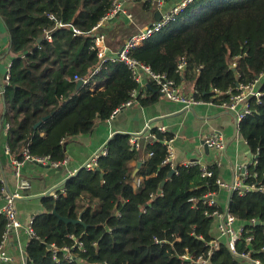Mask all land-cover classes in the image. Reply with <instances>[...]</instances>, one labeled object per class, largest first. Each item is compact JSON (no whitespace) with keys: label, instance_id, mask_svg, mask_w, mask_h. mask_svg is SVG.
Listing matches in <instances>:
<instances>
[{"label":"trees","instance_id":"16d2710c","mask_svg":"<svg viewBox=\"0 0 264 264\" xmlns=\"http://www.w3.org/2000/svg\"><path fill=\"white\" fill-rule=\"evenodd\" d=\"M114 1L0 0V19L9 34L0 57L14 55L0 122L10 124L7 145L17 158L22 159L28 148L33 157L64 162L62 141L90 133L138 87L132 69L120 59L103 62L100 72L83 82L100 62L94 29ZM144 3L152 6L151 1ZM58 21L68 25L59 27ZM71 25L81 33L74 34ZM48 31L52 41L45 38ZM130 56L178 82L195 81L196 96L209 100L214 88L225 92L236 85L238 69L246 81L264 75V0H195L176 22L132 48ZM235 59L236 70L231 66ZM180 62H186L184 74L177 70ZM150 80L147 95L140 98L142 105L158 98V86ZM259 87L264 92V79ZM221 98L229 96L223 93ZM252 108L239 128L256 154L250 170L258 176L250 181L264 184V95L259 102L252 99ZM129 137L114 134L104 145L108 154L99 158L95 169H79L56 198L45 197L46 212L34 218L35 237L27 244L25 264H186L179 257L185 247L206 253L215 234V221L206 211L213 208L202 201L193 207L190 199L219 190V168L213 166V175L204 177L197 165H179L169 177L171 166L163 162L167 149L158 142L139 169L143 180L136 189L131 181L138 154L130 150ZM3 188L0 180V200ZM228 208L245 225L244 236L253 235V256L264 262V192L233 193ZM54 209L62 216H81L83 222L65 223ZM7 221L0 213V244ZM76 240L83 247L73 249L72 262L54 260L51 244L70 246ZM244 247V242L239 244L241 250ZM0 264L17 263L0 260ZM210 264L246 263L221 240Z\"/></svg>","mask_w":264,"mask_h":264},{"label":"crops","instance_id":"0c3cea01","mask_svg":"<svg viewBox=\"0 0 264 264\" xmlns=\"http://www.w3.org/2000/svg\"><path fill=\"white\" fill-rule=\"evenodd\" d=\"M145 1L119 0L122 10L116 15L100 21L94 32L95 34L104 33L106 35L108 56L119 52L130 35L139 32L157 18H161L174 4L181 0H165L163 5L152 2L150 8L145 6ZM185 19L183 18V20ZM8 43L9 34L0 19V52L7 49ZM13 59L12 52L0 57V119L5 112L2 95L4 86L9 82L6 77L9 68L10 78ZM150 81V78L143 74V84L136 88L139 94L132 105L122 108L116 115L113 116L112 114L107 120H99L90 133L65 138L62 143L67 159L57 165L49 162L41 163L26 160L21 167L20 174L17 175L15 161L20 159L15 153L7 151L8 131L5 130L4 123L0 122V180L4 182L8 192L19 194L15 207L22 224L20 229L10 235L7 245L4 246L6 253L11 256L12 262L24 264L27 244L31 238L25 233V229L31 218L46 212L43 203L45 197L51 196L50 193L54 190L63 191V184L68 177L74 174L76 170L81 169L116 133L130 134V140L134 133L142 132L140 141L143 149L140 151L133 150L130 146V150L136 151L138 154V161L132 172L134 175V180L131 181L133 186H137V184L140 186L143 177L138 175L139 169L151 157L149 152L153 151L152 146L158 142L165 145L167 149V141H170L172 146L171 158L175 165L187 160H199L213 166L216 165L219 168V178L226 182H232L238 167L246 163L252 164L255 156L241 130H238L234 113L222 106L223 102L228 99L223 100L221 95H217L212 98L213 102L205 101L204 103H197L191 108H184L181 103L172 101L159 92L156 101L142 105L140 98L147 95ZM177 83L182 85L186 94L196 92L195 81L183 79ZM160 127H164L166 132L163 133ZM216 132L222 136L224 148L216 149L208 147L204 143L206 136ZM154 135L157 139L151 142ZM42 136H46V133L43 132ZM139 163L140 165H138ZM169 177L171 176L169 175ZM135 179H138V182H135ZM22 181H28L30 187L21 189ZM134 188L137 189L138 187ZM227 195L226 190L219 193L222 207H225ZM3 202L2 197L0 204ZM191 202L193 204V201ZM213 230L214 236L217 235L218 230L215 222ZM177 240L180 239L177 238ZM186 248L188 247H185L184 251Z\"/></svg>","mask_w":264,"mask_h":264},{"label":"built area","instance_id":"2783aa9c","mask_svg":"<svg viewBox=\"0 0 264 264\" xmlns=\"http://www.w3.org/2000/svg\"><path fill=\"white\" fill-rule=\"evenodd\" d=\"M149 1L155 2L158 5H163L165 2V0H149ZM194 1L195 0H181L177 2L159 20L153 21L151 24L147 25L139 32L130 35L125 41L121 50L110 56L107 55L108 47L106 45V35L104 33H97L94 37V46L97 48L100 62L91 70V72L86 78H83V82H89L91 79H93L100 72L103 62L107 60H113V61L118 59L125 60L126 63L129 65V67L132 69L134 78L139 83V85L143 84L142 77L143 74H145L147 77L155 81L160 93H162L163 95L166 96V98L172 101L181 103L184 108H191L193 105L197 103H204L205 101L213 102L212 98H215L217 95H221L223 93L229 95L230 98L227 101H224L222 106L225 107V109H228L234 113L238 130H240L239 127L241 122L253 112L252 99H255L257 102H259L260 98L264 95V92H261L260 91L261 89L259 87V84H261L264 79V75L258 76L253 81H246L245 75L238 69L237 70L238 81L236 82V85L233 88H229L225 90V92H223L218 88H214L213 90L214 95L212 96L211 99L206 100L201 97L198 98L196 96L197 91L191 94H186L185 90H183L182 88V85L178 84L177 81L174 78L170 77L167 73L155 72L151 69L149 65L144 64L130 56V51L132 50V48L138 45H142L152 35H154L157 32H160L161 30H163V28H165L169 24L176 22L179 16L181 15V13L183 12V10ZM121 10H122L121 3L119 2V0H115L114 7L104 18L106 19L111 16H114ZM67 25L68 24L66 23L58 21L59 27H64ZM71 28L74 34L81 33V31L78 28L74 27L73 25H71ZM45 38L49 41H52L53 36L51 31L46 32ZM231 66L234 70H236V68L238 67V63L236 59L233 60ZM185 68H186V62H180L177 70L181 72ZM6 78L9 79V68ZM138 94L139 92L136 89H134L131 92V97L121 106H119L114 110L113 116L116 115L122 108L132 105L133 101L138 96ZM4 128L6 131H8L10 128V124L5 123ZM160 130L163 133L166 132V129L164 127H160ZM141 135L142 132H139V133H134L131 136L130 146L133 150L140 151L143 149L142 143L140 141ZM156 139L157 137L154 135L153 139H151V142H154V140ZM167 142H168L167 144L168 155L163 161L165 164H169L175 170H177L179 165H185V166L197 165L200 167L202 176L209 177L213 175L214 173V170L212 168L213 165L200 162L199 160H187L179 165H175L172 162V158H171L172 146L170 144V141ZM204 143L208 147H213L216 149H221L225 147L222 136L217 132L206 136V138L204 139ZM7 151H9L8 146H7ZM153 152L154 151L149 152L150 156L153 155ZM107 154H108L107 148L103 146L90 158L88 162H86V164L83 167L88 170L95 169L99 164V158L101 156H106ZM254 156L255 159L253 160L251 165H254L257 162L256 154H254ZM26 160L38 161L41 163L49 162L50 164L53 165L58 164L55 162L51 163L48 157H43V158L33 157L32 155H30L29 149L25 148L23 150V158L15 161L17 175L20 174L21 167L23 166ZM251 165L246 163L238 167L232 182H226L218 177L217 178V184L219 186L218 191L208 193L200 198H196V197L191 198V201H193V206H197L199 202L202 201L203 203H206L213 208L212 211H206V214L214 219L218 230V234L215 235L214 238L207 243V245H209V249L204 254L192 253L188 248H186L184 253L179 255L182 262L186 264H210L212 254L219 249L221 240H224L226 241L232 253L238 258H240L242 261H244L246 264H264V262L260 258L253 256V252H254L252 245L253 235L244 236L245 225L242 224L241 222L239 223L237 217L234 214H232L228 208L229 201L232 198L233 193L246 195L248 194V192L251 191L264 192L263 183H260L258 181H254V182L250 181L252 177L258 176L257 173L251 172L250 170ZM138 186L139 184L133 187H138ZM29 187L30 184L28 181H22L21 189L23 188L26 189ZM224 190L227 191L228 195L225 198V207H222L219 200V193L223 192ZM50 195L56 198L58 196V193L57 191L54 190L52 193H50ZM18 196L19 194L17 192H8L4 186L3 188L4 202L0 204V213L5 214L8 221L3 234L4 240L2 244H0V260L2 262L12 261L11 256H9L6 253L4 246L7 245L10 235L14 231L22 227V224L17 216V211L15 207V202ZM254 222L256 221L254 220ZM33 223H34V218H31L29 220V224L25 229V233L30 237H35V232L32 226ZM242 242L245 243V247L241 250L239 248V244ZM156 243L163 245L164 241L156 240ZM75 247L82 248L83 242L81 240H76L75 244L70 246L69 245L58 246L55 243L50 245V248L52 249L53 258L57 262L61 260L72 262L74 260L73 249Z\"/></svg>","mask_w":264,"mask_h":264},{"label":"water","instance_id":"95a60500","mask_svg":"<svg viewBox=\"0 0 264 264\" xmlns=\"http://www.w3.org/2000/svg\"><path fill=\"white\" fill-rule=\"evenodd\" d=\"M159 19H160V18H157V20H159ZM41 39H42V38H41ZM41 39H40V40H41ZM81 84H82V81H79V82H78V86H80ZM48 118H49V116H46V117L44 118V120H45V119H48ZM40 123H41V122H38V123L36 124L35 127H38V125H39ZM138 165H140V163H139ZM82 168H83V167H82ZM82 168H81V169H82ZM77 171H78V170H77ZM174 173H175V169H172V170L170 171L169 175L172 176ZM53 213L56 214V215L58 216L59 220H62V221H64L65 223H73V224H77V223H82V222H83L81 216H79L77 219H75V218H70V217H67V216H62V215L58 214V212H57L55 209L53 210ZM256 223L259 224L260 221L257 220ZM49 247H50V246H49Z\"/></svg>","mask_w":264,"mask_h":264},{"label":"bare ground","instance_id":"6f19581e","mask_svg":"<svg viewBox=\"0 0 264 264\" xmlns=\"http://www.w3.org/2000/svg\"><path fill=\"white\" fill-rule=\"evenodd\" d=\"M261 91V90H260ZM261 92H263V91H261ZM135 182H138V179H135Z\"/></svg>","mask_w":264,"mask_h":264}]
</instances>
